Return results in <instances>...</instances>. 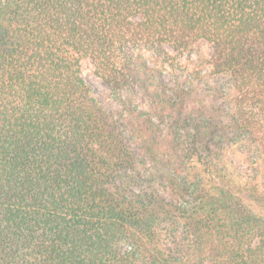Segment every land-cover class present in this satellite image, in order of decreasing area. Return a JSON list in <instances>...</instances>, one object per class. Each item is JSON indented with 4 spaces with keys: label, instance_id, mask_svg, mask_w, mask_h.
<instances>
[{
    "label": "trees",
    "instance_id": "16d2710c",
    "mask_svg": "<svg viewBox=\"0 0 264 264\" xmlns=\"http://www.w3.org/2000/svg\"><path fill=\"white\" fill-rule=\"evenodd\" d=\"M0 264H264V0H0Z\"/></svg>",
    "mask_w": 264,
    "mask_h": 264
},
{
    "label": "rangeland",
    "instance_id": "374dc122",
    "mask_svg": "<svg viewBox=\"0 0 264 264\" xmlns=\"http://www.w3.org/2000/svg\"><path fill=\"white\" fill-rule=\"evenodd\" d=\"M167 49L171 53L173 52L170 48ZM211 52V45L207 44L204 41H200L199 43H197L193 53L190 55L192 63L202 64L203 59L209 58ZM81 73L84 79L91 85L93 94L104 104H108L110 102V90L107 85L93 73V68L89 61L86 60L82 63ZM163 80L168 86H172L174 84V80L169 73H165L163 75ZM140 103H142V105H146L144 101Z\"/></svg>",
    "mask_w": 264,
    "mask_h": 264
}]
</instances>
